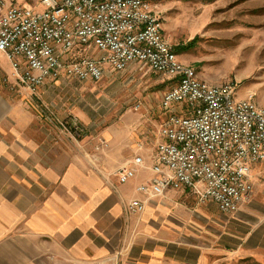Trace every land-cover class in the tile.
<instances>
[{"label":"built area","instance_id":"2783aa9c","mask_svg":"<svg viewBox=\"0 0 264 264\" xmlns=\"http://www.w3.org/2000/svg\"><path fill=\"white\" fill-rule=\"evenodd\" d=\"M34 10L0 0V53L10 63L15 86L34 95L46 81L67 77L98 81L105 69L130 63L173 83L163 92L166 112L154 147L152 176L136 187L145 197L188 188L199 202L224 214L236 212L253 190V171H264V107L250 98H231L234 82L206 87L193 67H184L163 36L160 14L144 11L149 0H39ZM78 135L80 127L70 124ZM142 158L134 156L113 174L119 183L134 177ZM133 198L126 210L138 214Z\"/></svg>","mask_w":264,"mask_h":264},{"label":"rangeland","instance_id":"374dc122","mask_svg":"<svg viewBox=\"0 0 264 264\" xmlns=\"http://www.w3.org/2000/svg\"><path fill=\"white\" fill-rule=\"evenodd\" d=\"M17 3L34 10L42 7L39 0ZM150 3L161 13L173 49L194 38L177 54L196 69L199 77L211 85L234 82L238 98L248 97L264 107V0ZM165 83L166 77L132 62L98 81L60 78L45 93L26 96L39 121L50 122L68 139L72 136L84 168L99 173L132 157L133 148L143 144L144 149H152L154 133L162 119L159 116L166 117L160 107L161 96L168 87ZM73 120L80 127L78 135L72 134ZM253 183L251 195L232 214L219 212L210 201L180 196L177 201L186 200L191 216L186 222L178 220L185 224L176 234L175 243L166 245L168 255L183 258L185 264H264L261 168L253 171Z\"/></svg>","mask_w":264,"mask_h":264},{"label":"crops","instance_id":"0c3cea01","mask_svg":"<svg viewBox=\"0 0 264 264\" xmlns=\"http://www.w3.org/2000/svg\"><path fill=\"white\" fill-rule=\"evenodd\" d=\"M163 36L168 41L164 26ZM105 70L104 76L112 71ZM60 78L46 81L36 95ZM166 79L167 90L173 82ZM29 94L14 85L10 63L0 53V264H185L168 255L166 245L175 243L185 224L178 220L191 216L186 200L177 199L194 194L188 188L153 197L136 191L153 175L165 115L159 116L151 150L141 143L132 157L96 173L84 168L72 136L33 114ZM134 156L142 165L119 183L112 171ZM133 198L145 204L138 215L126 210Z\"/></svg>","mask_w":264,"mask_h":264},{"label":"bare ground","instance_id":"6f19581e","mask_svg":"<svg viewBox=\"0 0 264 264\" xmlns=\"http://www.w3.org/2000/svg\"><path fill=\"white\" fill-rule=\"evenodd\" d=\"M144 11H152V5L151 4H144ZM156 22H163V18L161 16V14H156ZM182 65L184 67H191L190 65L188 64H183ZM201 80V79H200ZM206 87L207 88H212V89H221V84H208L206 82ZM235 85H234V88H231V98H238L235 94ZM255 102V101H254ZM218 210V209H217ZM219 211V210H218ZM220 212V211H219Z\"/></svg>","mask_w":264,"mask_h":264},{"label":"trees","instance_id":"16d2710c","mask_svg":"<svg viewBox=\"0 0 264 264\" xmlns=\"http://www.w3.org/2000/svg\"><path fill=\"white\" fill-rule=\"evenodd\" d=\"M193 39H194V38H193ZM193 39H192L191 41H193ZM191 41H189L188 44H186V45L179 46V48L176 47V48H175V51L178 52L179 50H184V49L187 47V45H189V43H190ZM184 47H185V48H184ZM173 50H174V49H173Z\"/></svg>","mask_w":264,"mask_h":264}]
</instances>
